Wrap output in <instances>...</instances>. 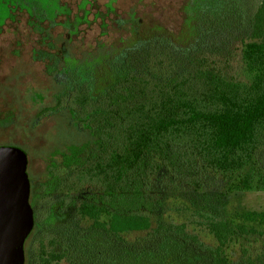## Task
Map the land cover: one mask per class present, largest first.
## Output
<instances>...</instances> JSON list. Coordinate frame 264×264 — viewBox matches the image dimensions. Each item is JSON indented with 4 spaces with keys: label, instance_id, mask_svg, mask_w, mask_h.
Masks as SVG:
<instances>
[{
    "label": "trees",
    "instance_id": "1",
    "mask_svg": "<svg viewBox=\"0 0 264 264\" xmlns=\"http://www.w3.org/2000/svg\"><path fill=\"white\" fill-rule=\"evenodd\" d=\"M183 14L192 33L186 43L138 38L104 59L112 69L101 88L74 58L55 69L62 89L39 117L69 111L73 127L94 141L54 151L38 184L28 167L30 236L48 223L45 210L62 204L65 213L77 207L95 241L103 233L147 234L134 247L174 242L197 253L189 244L199 238L184 224L158 219L153 226L161 196L185 190L220 204L231 194L264 191V0H187ZM6 146L26 152L0 144ZM242 218L264 224V212ZM205 226L218 242L209 251L212 264H232L233 240L258 233L214 216ZM44 257L39 264H50Z\"/></svg>",
    "mask_w": 264,
    "mask_h": 264
},
{
    "label": "rangeland",
    "instance_id": "2",
    "mask_svg": "<svg viewBox=\"0 0 264 264\" xmlns=\"http://www.w3.org/2000/svg\"><path fill=\"white\" fill-rule=\"evenodd\" d=\"M186 1L0 0V144L26 150L36 184L46 174V161L54 151L94 141L89 132L73 127L69 111L39 117L55 104L62 89L55 69L74 58L101 88L103 76L110 77L112 69L104 59L138 38L171 36L183 44L190 39L191 30L184 24ZM208 192L217 193L213 186ZM193 194L185 190L164 194L151 219L154 227L158 219L184 224L190 235L199 238L198 245L189 244L197 253L174 242L162 249L134 247L148 239L147 234L103 233L95 241L92 224L81 219L77 207L70 206L65 213L61 204L45 210L42 217L48 223L26 241L25 264H39L43 255L50 264H212L209 251L218 242L205 226L210 216L258 231L233 240L227 250L232 264L248 259L264 264V224L242 218L243 213L264 212V191L231 194L220 204L215 199L206 204L204 197ZM56 256L62 260L54 261Z\"/></svg>",
    "mask_w": 264,
    "mask_h": 264
},
{
    "label": "water",
    "instance_id": "3",
    "mask_svg": "<svg viewBox=\"0 0 264 264\" xmlns=\"http://www.w3.org/2000/svg\"><path fill=\"white\" fill-rule=\"evenodd\" d=\"M29 157L0 147V264H25V244L35 226L30 202Z\"/></svg>",
    "mask_w": 264,
    "mask_h": 264
}]
</instances>
